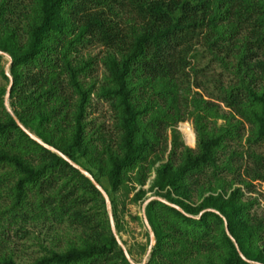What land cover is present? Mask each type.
Returning a JSON list of instances; mask_svg holds the SVG:
<instances>
[{"label":"trees","instance_id":"1","mask_svg":"<svg viewBox=\"0 0 264 264\" xmlns=\"http://www.w3.org/2000/svg\"><path fill=\"white\" fill-rule=\"evenodd\" d=\"M94 43L105 48L101 81L92 73L95 57L83 53ZM0 51L11 57L10 109L104 188L118 232L117 193L133 189L132 200L143 202L147 190L129 182L145 183L160 158L162 128L193 118L195 148L177 156L173 129L168 157L154 168L148 189L184 213L159 200L145 206L156 239L145 264H264V217L234 186L264 182V154L248 148L252 167L241 174L242 154L224 153L244 122L249 147L264 143V0H0ZM206 52L231 75L226 83L213 79L211 89L197 81L208 67L195 62ZM6 62L0 54V199L8 200L0 201V264H17L5 252L9 232L41 220L66 222L76 236L65 250H45L28 264H131L91 180L31 139L7 111ZM192 84L210 99L191 93ZM92 95L113 111L109 137L88 120ZM215 100L240 120L220 113ZM219 118L225 122L217 127ZM223 217L238 249L258 263L240 256ZM148 244L147 233L143 251Z\"/></svg>","mask_w":264,"mask_h":264},{"label":"rangeland","instance_id":"2","mask_svg":"<svg viewBox=\"0 0 264 264\" xmlns=\"http://www.w3.org/2000/svg\"><path fill=\"white\" fill-rule=\"evenodd\" d=\"M199 44L197 45V49ZM200 48V47H199ZM84 54L87 53L95 57V65L92 70L93 75L95 76L96 80L101 81L102 76L104 74L103 66L100 62V58L105 53V48L97 43L89 45L83 52ZM6 57H4L5 59ZM192 61V60H191ZM195 64L197 67H204L207 66L208 68L204 70L205 75L199 74L198 75V82L200 80L203 81V86L205 85L206 89H211L213 87V79H221L223 83H226L230 80L231 75L229 72L221 66L218 61H212L211 56L209 53H204L203 57H199L196 60ZM192 78V82L196 78L194 77L193 72H189ZM210 80H209V79ZM3 82V80L0 79ZM215 83V82H214ZM192 84L190 87L191 93L194 91H198L201 95L206 98L210 99V96L206 93L203 89L204 87H195ZM192 95V94H191ZM217 101V100H215ZM218 103V110L220 113H224L231 118L232 120H240L238 115L234 113L231 114L233 111L225 106L223 102L217 101ZM191 110V106L188 107ZM210 119V118H209ZM88 120H91V126L96 127L98 124L102 125L104 130L107 131L108 137L114 132V117L113 111L111 110L108 102L103 98H96L95 95H92V105L88 109ZM211 125L213 121H210ZM225 120L219 118L216 120V126H220L224 124ZM244 126V127H243ZM173 129H175L179 136L177 138L179 142V146L177 147V156L178 153L183 150L184 146H188L190 148H195L196 146V134L193 127V118L191 116L184 118L182 121H178L174 126H169L167 129L161 130L162 133V141H161V153L159 154L160 158L156 161L155 165L151 168L149 174H147V178L145 183L142 186L134 183L133 181L129 182L130 186H134V191L138 190L139 187L147 190L146 198L155 196L153 191L148 189L150 182L154 178V168L161 162L166 161L168 154L171 149V141L173 139ZM242 131H241V138L235 140H228V147L227 152L230 149H235L236 151L242 154V157L239 158V162L236 165L240 166L239 172L243 174L245 167H252V163L248 162L247 159V152L248 148L251 150H255L257 153L264 154V143L260 145H252L251 148L249 147L248 142L245 140L249 125L247 123L242 124ZM166 145V148H164ZM223 157V154H221ZM242 158V159H241ZM179 157L175 158L174 161L177 162ZM224 176L227 178L232 177L231 173L223 172ZM200 177L204 178V175H200ZM248 179V177H245ZM133 182V183H132ZM234 186H239L243 191V200L253 199L256 200L255 204L251 208V212L259 217H264V182L260 180H252V187L251 189H247L244 187L243 184L236 183ZM133 189H130L128 194L120 189L117 193L118 197V204H117V211L119 215V223L121 225L120 232H118L115 228V232L119 236L121 242L127 249H131L132 251V260L136 264H142L143 260L146 256V251L142 250V245L147 244V233L148 229L143 221V213H142V206L143 202H134L132 200ZM2 198L0 201H5L4 203L8 202L7 198L4 194H1ZM191 200L195 203H198L199 200L197 199L196 192H193ZM3 203V204H4ZM19 226L14 227L10 232V240L6 241V248L5 252L9 253L13 256V260L17 264H28L31 263L36 257L45 253V250L53 249L57 251H63L66 249L67 245L71 242L72 239H75L76 232L72 227L64 222L59 224L57 222L49 223L47 221H38V222H30L25 225V228L18 232V235L15 234L16 230ZM115 227V224H114ZM22 235V236H21ZM146 246V250H147ZM148 256L146 258V261Z\"/></svg>","mask_w":264,"mask_h":264},{"label":"water","instance_id":"3","mask_svg":"<svg viewBox=\"0 0 264 264\" xmlns=\"http://www.w3.org/2000/svg\"><path fill=\"white\" fill-rule=\"evenodd\" d=\"M0 54L3 55V57H6V65H5V74L8 76V79H9V85L7 86V89H6V94H5V98H4V104H5V107L7 109V111L10 113V115L14 118L16 124L33 140H35L37 143H39L40 145H42L43 147L55 152L56 154H58L59 156H61L63 159H65L66 161H68L73 167L77 168L81 173H83L84 175H86L92 182V184L99 190V192L101 193V195L103 196L104 200H105V203H106V208H107V212H108V217H109V221H110V226H111V230H112V233L118 243V245L121 247L126 259L131 263V264H136L130 254L128 253V250L127 248L124 246V244L121 242L119 236L117 235V233L115 232V227H114V220H113V215H112V209H111V202H110V199H109V196L107 194V192L104 190V188L94 179V177L87 171L85 170L84 168L80 167L79 165H77L76 163H74L73 161H71L65 154H63L60 150L56 149L55 147L45 143L43 140H41L39 137H37L34 133H32L30 130H28L18 119L17 117L14 115L13 111L10 109L9 107V103H8V97H9V91H10V86L12 84V76L10 75L9 73V66H10V63H11V57L9 54L5 53V52H2L0 51ZM151 200H159L165 204H168L178 210H180L181 212L184 213V211L176 204L174 203H171L169 201H167L166 199L164 198H161L159 196H152V197H149L147 198L144 203H143V206H142V213H143V221L148 229V236H149V244H148V247H147V251H146V256L143 260V263L142 264H145L146 262V258L147 256L150 255V252L152 250V247L154 246V244L156 243V239H155V235H154V232L148 222V219L146 218V215H145V206L151 201ZM206 210H212V211H215L218 213L217 210L215 209H205L203 211H206ZM202 211V212H203ZM201 212V213H202ZM200 213V214H201ZM189 215V214H187ZM191 216V215H189ZM195 217H199L198 216H195ZM224 219V222H225V227H226V231H227V234L228 236L231 238V240L235 243V246L237 247L238 249V245L235 241V239L232 237V235L229 233L228 231V228H227V222L225 220V218L223 217ZM238 252L240 254V256L248 261V262H254V261H251L249 259H247L243 254L242 252L238 249ZM254 263H258V262H254ZM260 264V263H259Z\"/></svg>","mask_w":264,"mask_h":264}]
</instances>
